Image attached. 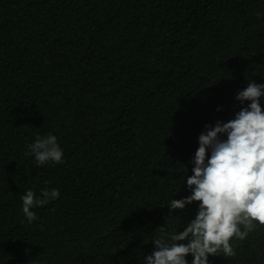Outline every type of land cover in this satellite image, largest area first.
Returning <instances> with one entry per match:
<instances>
[{
	"label": "trees",
	"instance_id": "1",
	"mask_svg": "<svg viewBox=\"0 0 264 264\" xmlns=\"http://www.w3.org/2000/svg\"><path fill=\"white\" fill-rule=\"evenodd\" d=\"M250 80L264 0H0V264H145L159 227L195 218L198 202L166 204L191 194L199 135L250 103ZM48 133L63 161L36 166L25 152ZM53 188L29 223L21 196ZM232 244L209 264H264V227Z\"/></svg>",
	"mask_w": 264,
	"mask_h": 264
},
{
	"label": "clouds",
	"instance_id": "2",
	"mask_svg": "<svg viewBox=\"0 0 264 264\" xmlns=\"http://www.w3.org/2000/svg\"><path fill=\"white\" fill-rule=\"evenodd\" d=\"M260 13H257L259 16ZM264 84L249 81L237 93L242 107L234 119L205 125L193 158L192 175L186 176L191 194L170 199L169 211L185 209L198 202L194 219L183 231L166 233L153 239L155 250L144 257L145 264H209L210 255L233 257V240L244 241L264 227ZM219 110V109H218ZM226 135V139L222 138ZM210 150V156H209ZM25 156L34 157L36 166L63 161V149L52 133L28 145ZM58 189H43L42 198L29 189L22 196V211L29 223L38 217L32 209L58 199ZM164 206V205H162ZM171 218V216H169Z\"/></svg>",
	"mask_w": 264,
	"mask_h": 264
}]
</instances>
